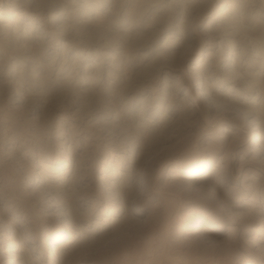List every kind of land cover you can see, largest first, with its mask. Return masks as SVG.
<instances>
[{
    "label": "rangeland",
    "instance_id": "rangeland-1",
    "mask_svg": "<svg viewBox=\"0 0 264 264\" xmlns=\"http://www.w3.org/2000/svg\"><path fill=\"white\" fill-rule=\"evenodd\" d=\"M261 192L264 0H0V264H264ZM194 210L233 242L183 244Z\"/></svg>",
    "mask_w": 264,
    "mask_h": 264
},
{
    "label": "bare ground",
    "instance_id": "bare-ground-1",
    "mask_svg": "<svg viewBox=\"0 0 264 264\" xmlns=\"http://www.w3.org/2000/svg\"><path fill=\"white\" fill-rule=\"evenodd\" d=\"M211 9H212V7H210L209 11H211ZM216 16H219V14H217ZM192 68H194V67H192ZM203 95H204V91L202 89L197 90L196 88L193 89V87H191V88H186L184 90V94L182 95V98L186 99V97L189 96V97H191L192 100L195 101V104H197V103H199V101H201V100H199V98L202 97L201 99H204ZM197 96H198V98H197ZM218 128H219L218 130H221V131H225V132L229 131V128L226 125L219 126ZM254 128H255L254 125L251 124L250 134L246 138V140H247L246 152H253L254 147L256 146L257 136H256V132L254 131ZM221 137L224 138V136H221ZM234 137H236V136H234ZM241 137L244 139L243 135ZM217 141H219V140H217ZM215 143H214V145H215ZM223 144H224V142H223ZM227 144H229V142ZM217 146H219V145H217ZM46 156H47V154H46ZM110 157H113V154H111ZM50 158L52 159L51 162L53 163V162H57V160H60L61 157H59L58 154L56 153ZM67 158H68V155H65L64 159H67ZM222 158L223 157H219L217 160V164L215 166L217 171L218 170L221 171L224 169V166L220 165L222 162H224L222 160ZM212 159H213V156L208 157V158H201L198 160H194L188 164H182V163L173 164L169 167V171L171 173L170 176H173L174 179L178 182H181L183 184L186 183L187 185H190V184H192L193 181L197 180L199 174L204 170L203 169L204 167H206L208 165L210 166ZM100 167H101L100 168V172H101L103 170V165ZM206 173H208V171ZM222 175H223V173H222ZM262 190H263V187H262ZM256 191H257V189H256ZM259 196L255 197L256 199H255L254 204H257L260 201L264 200V193L261 192V195H259ZM227 205H229V204H227ZM252 206L253 205H250L249 208H247L248 211L246 212L245 216L248 218H250L249 216H252V213L249 211L253 208ZM4 208H5V206H2L0 209H4ZM109 212H111V210ZM193 213H196L197 216L193 215ZM195 218H196V220H195ZM192 221H194V223H192ZM10 222H11V220H9V223ZM258 222H260V220ZM260 223L262 224L263 221ZM260 226H262V225H260ZM223 227H224V224L220 219L212 218L209 216V214H206L204 212H199L198 210H194V212L186 213V218L184 219V223L181 226V228L179 229V231L180 232L182 231L183 234H178V236L179 235L181 236L182 239H180V240L186 239L187 241L185 243L183 242V244H187L189 246L190 245L191 246L197 245L198 241H204L206 239H208L209 244H212L213 247L218 246V245H222V247H223L226 244H227L226 246H228L231 242H233V239H234L233 227H231V226L227 227L228 233H226V234H228V237L226 238V240H224L222 242H218L217 240H215L216 239V236H215L216 233L223 230ZM224 230H225V228H224ZM65 232H66L65 230L60 229L59 231H57L54 234H51V233L48 234L46 239L44 240V243H45L44 254H41V252H40V254L38 255V258L52 257L54 255V251H56V246L54 245V243L56 241H58L61 237H64ZM261 234H264V226L262 228L261 227L252 228V235H250V238L252 240H250V241L253 244L252 246H254L256 248V250L264 252V245H262L260 243L261 239L256 238L257 235H261ZM10 238H12V235L6 234V239H10ZM24 238L27 239L26 236ZM29 238H32V237H29ZM180 242L181 241H178V244H179V246H182L183 244H181L182 242L181 243ZM204 243H206V242H204ZM14 244H17V243L15 242ZM226 246H224V247H226ZM1 252H2V254H5L6 257H8V263L7 264H18L16 258L14 257V254H12V252H11V249L6 248V249H3ZM240 264H253V263L243 261Z\"/></svg>",
    "mask_w": 264,
    "mask_h": 264
}]
</instances>
